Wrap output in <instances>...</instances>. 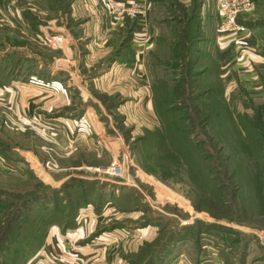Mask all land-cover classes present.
I'll return each mask as SVG.
<instances>
[{"label":"rangeland","instance_id":"rangeland-1","mask_svg":"<svg viewBox=\"0 0 264 264\" xmlns=\"http://www.w3.org/2000/svg\"><path fill=\"white\" fill-rule=\"evenodd\" d=\"M43 2L55 14H25L29 32L0 26V58L19 56L3 61L2 82L12 73L27 87L0 99V264H264V139L248 157L235 133L213 154L198 122L181 131L193 113L173 98L184 63L210 64L204 44L174 46L182 11L161 15L177 22L160 30L142 80L127 27L104 33L59 14L61 0ZM239 18L237 31L264 34V0ZM241 91L234 119L264 132V98ZM169 124L181 153L158 138Z\"/></svg>","mask_w":264,"mask_h":264},{"label":"crops","instance_id":"crops-1","mask_svg":"<svg viewBox=\"0 0 264 264\" xmlns=\"http://www.w3.org/2000/svg\"><path fill=\"white\" fill-rule=\"evenodd\" d=\"M38 1L40 0H0V26L5 25L9 32L19 30L21 27L29 32L32 30V25L25 14L30 12L40 14L38 9H41L40 15L55 14L51 9L52 4L43 2L42 7V3L39 4ZM117 1L126 7L138 5L142 11L136 14L133 19L128 18L127 15L121 19H114L113 17L109 19L111 16L105 10V0H61L63 9L59 10V14L66 15V17L70 15L75 19L85 18L90 25L101 26L104 33L111 29L118 31L127 27V30L132 32L130 47L133 51L131 57L135 64L134 69L140 74L142 80H148L149 76L145 64H148L149 58L155 56L162 47L160 30L168 24L177 22L174 19L169 20L166 16L161 17V15L164 11L166 13L168 11L177 12V10L187 13L195 11L199 13L200 17L201 39L199 43L204 44L209 62L214 67L213 72L217 74L224 87L223 96L228 106L232 107L238 101L240 102V98L244 96L241 91L242 88H246L253 99L252 93L257 94V97L261 95L260 97L264 98V86L261 82L264 80V34L258 28L253 30L242 28L236 33H221L218 29L217 0ZM181 20H178L180 24L182 23ZM15 37L20 38V34ZM15 37L12 38V49L19 50V46L13 44ZM57 37L59 36H53L51 40ZM174 46H178V43L176 42ZM18 58L19 56L14 54L8 56L7 60L0 58V69L5 64L4 62H13ZM20 76L15 78L10 73L6 76L9 79L7 80L8 84H5L6 82H2L4 77L0 73V99L10 97L9 92L19 96L21 91L24 92L27 89L22 85ZM246 99L248 100L247 97Z\"/></svg>","mask_w":264,"mask_h":264},{"label":"trees","instance_id":"trees-1","mask_svg":"<svg viewBox=\"0 0 264 264\" xmlns=\"http://www.w3.org/2000/svg\"><path fill=\"white\" fill-rule=\"evenodd\" d=\"M182 14H183L181 18L182 20L181 19L180 20L182 21L183 26L179 30V33H178L179 41H177V43L180 41L182 43H185V45L189 46L187 48V51H190L192 49L190 47V44L193 42L199 43L201 39L200 17H198L199 13L195 11H192L191 13H187L183 11ZM246 21L240 18L238 19V22L242 26L243 24L247 23ZM200 51H202L200 48H199V51L195 49V52L197 54H199ZM204 53L206 54L205 56H207V52L204 51ZM203 54L200 53L199 56L201 57V55ZM174 57H175L174 60L180 59L179 56H174ZM202 58L200 60H202ZM196 61H197V58L195 56L194 59H187L188 64L184 63L185 65L184 69H186V71L184 72L185 75L191 76V77L194 76V80L191 82L189 81L188 77H185V75L181 76L180 81H179L180 85H176L174 88V92H173L175 94L173 98L176 102L179 101V102L185 103L184 109H181V111L189 109L190 107L193 110V113L192 114L190 113L191 116L189 114V116L192 117L190 119L186 117L187 115L185 114V111L183 112V115H180L182 119L184 118V121H190L188 123V127L186 126V129L184 130L180 129V130L190 133V131L188 130L190 125H193L195 122H198L199 127L201 128L200 130L201 134L207 137V144L213 148L211 149V153H213L214 151L213 154H216V152L223 154V153H227L228 151H230L231 150L230 148L231 146L229 145L230 137L233 136V134L237 133L238 136H241V142L243 143L241 144L243 148L242 149L238 148V149L244 150L245 152L243 153L248 154L249 155L248 157H250L251 153L253 152V148L257 151V147H259L262 140L264 139V132L257 131L258 129L252 124L251 121L247 122V119L243 121L241 120L238 121L237 119L236 120L234 119L233 114L231 113L230 107L226 103L224 96H223L224 87L221 84L217 74L213 72L214 67L212 66V64L210 65L209 63H206L204 66L199 68L201 69L200 71L195 72V69L192 68V65L195 64ZM208 75H210V77H207ZM205 80H206V83H205ZM204 84L207 86H205ZM203 87H205V89ZM188 100H191L195 104V106L191 105L190 103L187 104ZM261 105H264V103L259 104L256 108L258 109L259 106L263 108ZM163 110H168V109L164 108ZM194 113L198 115V118H199L198 121H196V119L194 118V115H193ZM164 116L166 117V114H164ZM242 117L243 116H240V119ZM241 126L246 128V130L254 129L253 131L254 133L253 132L250 133L249 130L247 131V133L244 130L241 132L239 128ZM173 129H174V125L169 124L168 130L165 126L162 133H159L158 138L163 139L162 137H164L163 141L165 142V144L163 145H168L166 148H169L170 145L172 146V148H174V143L172 142L176 141V143L180 147L178 148V150L181 153L182 152L181 150H185V149H183V147L180 146L182 142L179 141L178 137H174V136H177V134ZM177 132L181 135V138H183V140L185 141L187 140L185 136L184 137L182 136V133H180L179 130ZM190 134L193 135L195 133L191 131ZM198 135L201 136L200 134ZM167 136L171 137V139L170 140L166 139L165 137ZM253 136L254 138L259 137L260 143L256 142L255 145H253L254 144ZM233 141H234V137H233ZM189 142H192V140L190 139ZM193 148H194V153L195 154L197 153L196 154L197 157L202 155L203 152L205 153L207 152V150L204 151V149L201 148L199 144L191 145V149ZM178 150H176V152ZM231 158H235V157H231Z\"/></svg>","mask_w":264,"mask_h":264},{"label":"built area","instance_id":"built-area-1","mask_svg":"<svg viewBox=\"0 0 264 264\" xmlns=\"http://www.w3.org/2000/svg\"><path fill=\"white\" fill-rule=\"evenodd\" d=\"M253 0H217V15L220 19L218 29L221 33L235 32L240 28L238 18L247 12ZM106 9L111 16L127 15L135 18L141 12L138 5L123 6L117 0H105Z\"/></svg>","mask_w":264,"mask_h":264}]
</instances>
